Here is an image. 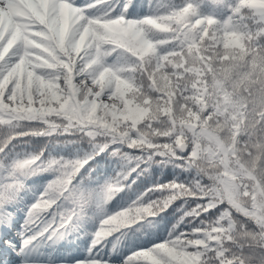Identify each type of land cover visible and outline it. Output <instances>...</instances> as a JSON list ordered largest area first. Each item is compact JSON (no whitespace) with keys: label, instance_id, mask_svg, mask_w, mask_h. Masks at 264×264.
Masks as SVG:
<instances>
[{"label":"snow or ice","instance_id":"1","mask_svg":"<svg viewBox=\"0 0 264 264\" xmlns=\"http://www.w3.org/2000/svg\"><path fill=\"white\" fill-rule=\"evenodd\" d=\"M92 6L0 0V154L18 136L57 132L76 131L93 146L72 160L41 152L6 165L0 156V220L26 176L51 171L26 221L42 228L38 235H62L94 196L81 187L82 170L105 151L127 158V148L141 163H170L192 178L153 184L102 218L93 248L190 200V231L123 264H264V0H236L223 21L199 16L191 2L140 19L124 14L127 3L115 15H87ZM24 122L38 127L16 132ZM135 171L106 184L101 205ZM33 239L25 235L21 246ZM77 264L109 262L93 254Z\"/></svg>","mask_w":264,"mask_h":264},{"label":"trees","instance_id":"2","mask_svg":"<svg viewBox=\"0 0 264 264\" xmlns=\"http://www.w3.org/2000/svg\"><path fill=\"white\" fill-rule=\"evenodd\" d=\"M72 2L82 8L95 5L86 8V14L90 16H101L109 8H114L113 15L119 14L127 3L128 8L124 14L131 19L163 14L173 5L191 2L197 8L199 16L223 21L230 14L229 6L234 5L236 0H104L102 3H96V0H72ZM249 24L251 26V22ZM107 61L115 63V54L108 57ZM24 123L16 129V132H25L38 127L34 122L33 124ZM6 136V127L0 124V140ZM92 151L93 146L88 139L73 131L70 134L57 132L51 136H18L8 143L5 152L0 156L4 157L6 165H11L15 161L30 158L41 152L45 160L50 158L72 160L81 159ZM122 151L127 154V158L112 155L111 150L105 151L96 156L82 170L79 177L81 187L92 192L94 196L81 217L62 235L50 236V233L38 235L37 233L41 232L42 228H29L26 221L30 207L45 190L46 185L54 179L55 173L42 171L26 176L23 179V187L18 191L14 201L6 208V218L0 220V243H2L0 251H5L7 256L13 258L14 264L16 257L8 250L15 253L17 248L15 244L21 246L22 237L28 235L35 236L29 245L37 253L45 256L57 253L61 258L71 260L68 262H72L71 264H76L77 261L82 262L93 254H98L100 259L108 261L109 264H123L125 258L137 249L150 247L154 243L167 239L170 235L190 231L192 223H189L190 218L185 216V211L191 206L192 201L177 200L166 211L107 237L93 248L94 236L102 218L122 207H127L153 184L166 183L171 180L188 183L193 175L170 163H141L135 158L139 156V153L127 148ZM138 164L139 167H137ZM133 168H136V171L131 172L125 181L129 186L112 200L101 205L105 185L115 180L118 175L130 172ZM5 173L6 169L0 170V176ZM50 219L51 214L46 213L45 220ZM5 241H11V245ZM61 261L65 262V260ZM34 263L44 264V262ZM46 264H54V262Z\"/></svg>","mask_w":264,"mask_h":264},{"label":"rangeland","instance_id":"3","mask_svg":"<svg viewBox=\"0 0 264 264\" xmlns=\"http://www.w3.org/2000/svg\"><path fill=\"white\" fill-rule=\"evenodd\" d=\"M16 254L19 255V259H20V260L19 259L16 260V262L23 261L24 262L23 264H35L33 261L44 262V264L51 263L52 261L54 262V264H71L72 263V262L68 263V262L59 261V260H65V259L59 258L56 254L51 255L50 257H46V258L43 254L36 255V252L34 250H31L29 248V245L23 247L22 249H19L16 252Z\"/></svg>","mask_w":264,"mask_h":264}]
</instances>
